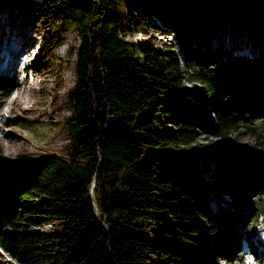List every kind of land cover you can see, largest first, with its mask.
Masks as SVG:
<instances>
[{
    "label": "trees",
    "instance_id": "16d2710c",
    "mask_svg": "<svg viewBox=\"0 0 264 264\" xmlns=\"http://www.w3.org/2000/svg\"><path fill=\"white\" fill-rule=\"evenodd\" d=\"M174 1L0 0V12L14 3L20 16L43 29L46 60L70 26L80 37L71 114L58 118L69 143L29 156L7 155L0 143V247L18 264H157L153 255L165 264H219L225 252L230 255L224 248L230 225L209 209V192L254 207V195L264 188V146L198 151L215 161L209 182L174 146L194 141L199 128L221 138L245 131L264 139L245 124L248 108L264 101V57L213 63L187 42L186 76L202 85L197 91L183 81L170 47L132 42L120 28L127 21L163 30L155 20L166 16L172 30L183 27L194 38L209 24L229 23L255 33L264 48V0ZM121 4L138 13L120 11ZM184 7L195 13L192 24L173 20ZM254 74L260 85L247 78ZM13 86L12 77L0 74V95ZM202 98L211 104L214 123ZM165 116L180 126L173 136L159 128ZM261 216L264 200L254 218ZM42 224L52 228L43 231Z\"/></svg>",
    "mask_w": 264,
    "mask_h": 264
},
{
    "label": "rangeland",
    "instance_id": "374dc122",
    "mask_svg": "<svg viewBox=\"0 0 264 264\" xmlns=\"http://www.w3.org/2000/svg\"><path fill=\"white\" fill-rule=\"evenodd\" d=\"M180 3L184 1H174V5ZM120 11L128 15L131 12L138 13L127 4H121ZM174 14L173 20H181L188 24H192L196 19L193 9L189 7H184ZM147 17L148 22L155 20L153 15H147ZM163 19L155 20L159 25L166 26L163 30L153 26L134 28L130 22L126 21L121 25L120 34L132 42H142L146 39L164 49L170 47L178 56L180 67L185 75L183 81L197 91L202 90V85L186 76L189 71L185 63L184 50L187 42L197 48V51L203 50L205 55H208L209 61L213 63L238 56L248 59H254L258 55L264 57V48L259 36L253 32H246L240 27L229 23L222 26L209 24L202 35L193 38L188 37L183 27L179 26L172 30V21L169 17L165 16ZM170 31L172 33H168ZM42 34L43 29L40 26L20 16L16 4L5 3L2 6L0 58L5 55L10 56L13 48L18 56L11 57L10 72H3L0 66V74L12 77L14 81L11 93L0 95V143L7 155L29 156L28 154H35L39 150L48 149L49 146L59 148L69 143L68 130L59 119L71 114L67 103L73 94L77 79L76 56L80 37L77 29L70 26L61 33L59 42H56L53 59L46 60L41 53V46L44 43ZM12 42H15V45ZM24 68L26 72L21 70ZM247 78L253 84L262 83V78L258 74L249 75ZM193 101L198 100L193 99ZM200 102L207 109L206 117H211L214 123L211 104L205 98L200 99ZM251 109L250 111L248 108V113H245V116H248L245 124H253L261 130L264 137V101L253 103ZM242 126L241 130H245V126ZM159 128L173 136L180 126L175 117L165 116V122ZM260 145L264 146V139L245 131L233 132L228 138H221L209 130L199 128V135L194 141L187 144L177 143L174 149L187 160L196 162L200 179L209 182L214 178L215 161L212 157L200 156L198 151H206L210 154L212 149L234 148L255 152ZM254 198L256 200L254 207L252 205L235 206L229 195L221 193L219 196H214L209 192V209L213 213L224 216L230 225L226 232L229 244L224 245V248L230 251V255L225 252L220 257L219 264H264V245L256 244V249L253 254H250L249 245L243 243V240H249L251 245H255L259 240L264 242V216L258 217L257 220L254 218L264 200V188L256 192ZM39 228L49 231L52 224H42ZM148 234L155 238V241H162L161 234L154 232H148ZM152 260L157 264H165L162 257L159 259L158 256L153 255ZM0 264H18V262L0 247Z\"/></svg>",
    "mask_w": 264,
    "mask_h": 264
},
{
    "label": "bare ground",
    "instance_id": "6f19581e",
    "mask_svg": "<svg viewBox=\"0 0 264 264\" xmlns=\"http://www.w3.org/2000/svg\"><path fill=\"white\" fill-rule=\"evenodd\" d=\"M13 40V39H12ZM14 41V40H13ZM13 44L15 43V42H12ZM15 45V44H14ZM13 45V46H14ZM15 47V46H14ZM17 53V52H16ZM14 55L15 56H17L16 54H15V51H14V48L13 49H11V55L10 56H7V55H5L4 57H1L0 58V66H1V70H3V72L5 71V72H10V70L12 69V66H11V64H10V59H11V57H14ZM18 57V56H17Z\"/></svg>",
    "mask_w": 264,
    "mask_h": 264
}]
</instances>
